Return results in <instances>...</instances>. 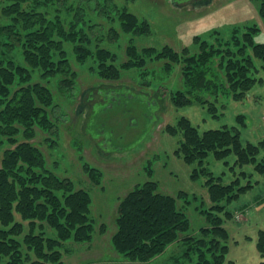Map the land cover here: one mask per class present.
Returning a JSON list of instances; mask_svg holds the SVG:
<instances>
[{
	"label": "trees",
	"instance_id": "trees-1",
	"mask_svg": "<svg viewBox=\"0 0 264 264\" xmlns=\"http://www.w3.org/2000/svg\"><path fill=\"white\" fill-rule=\"evenodd\" d=\"M198 1L205 4L212 0ZM89 5L72 0H0V138L8 144L0 162V264H64L61 258L67 242L84 244L95 235L90 194L84 189L76 190L70 178L48 168L44 153L30 142L37 130L47 135L55 133L50 111L54 100L51 80H57L62 95L74 90L77 74L69 52L78 64L92 63L91 73L106 81L95 87L97 90L92 89L99 100L91 101L92 97L96 99L91 93L89 106L101 100L102 89L112 96L118 94L123 86L118 82L122 71L141 69L139 76L147 80L154 73L147 65L165 60L162 67L166 74L162 78L168 80L178 65L181 78V86L170 92L171 105L180 108L196 104L217 118L215 100L220 91L241 101L261 81L256 77L255 61L262 62L260 71L264 74V43L253 41L257 29L252 24L244 31L233 28L232 38L227 40L218 31L208 37L211 44L194 39L199 46L193 52L167 45L140 49L129 41L124 49L126 57L119 61L113 43L120 34L149 35L150 24L112 0H104L101 6L97 2ZM260 5L264 13V0ZM89 7L95 17H104L109 24L106 37L112 44L93 42L91 30H96L95 26L104 28L97 18L93 22L86 16ZM114 12L118 16L111 14ZM16 51L20 61L13 56ZM215 57L226 71L224 83L214 68ZM34 74L42 82H35ZM152 83L148 81L146 86ZM11 87L16 89L13 93ZM84 103L81 110L86 108ZM237 119L245 125L243 116ZM164 131L180 137L173 154L187 165H194L190 178L205 177L210 206L206 207L202 200L195 206L205 226L190 233L185 212V206L190 204L187 193L180 191L172 196L161 192L158 182L152 179V169H147L149 179L135 185L118 201L112 247L124 261L136 264H154L171 247L176 249L162 264H224L229 235L223 220L232 217L226 206L253 186L250 180L242 184L241 180L249 177L242 167L252 165L264 176V155L260 156L264 153V139L257 144L243 143L239 130L227 126L201 132L186 117H180ZM209 155L224 164L233 155L230 169L238 166L240 171L223 183L221 176L215 177L204 166ZM83 165L92 183L99 184L101 171ZM99 228L102 232L103 225ZM256 248L264 257V230L259 231Z\"/></svg>",
	"mask_w": 264,
	"mask_h": 264
},
{
	"label": "rangeland",
	"instance_id": "rangeland-1",
	"mask_svg": "<svg viewBox=\"0 0 264 264\" xmlns=\"http://www.w3.org/2000/svg\"><path fill=\"white\" fill-rule=\"evenodd\" d=\"M72 1L87 5L97 2L100 5L104 0ZM112 1L150 24L149 35L120 34L117 42L113 43V51L118 53L119 61L126 57L124 49L129 41L140 49L152 46L159 49L167 45L175 50L187 48L193 52L199 46V43H194V39L211 44L208 37H211L213 31H218L227 40L232 38L233 28L244 31V27L251 24L257 29L253 41L264 43L261 0H212L205 4H200L198 0ZM86 13L93 22L97 18L100 26L106 29L103 33V29L95 26L96 30L90 33L94 37L93 42L109 44L106 37L109 24L105 18L95 17L90 7ZM111 14L118 16L116 12ZM69 53L71 66L77 74L74 90L62 95L58 91L57 80L49 83L54 98L50 111L55 133L47 135L37 130L36 137L30 140L44 153L48 168L59 176L70 178L76 190L84 189L91 196L94 238L84 244L67 242L61 259L64 264H136L124 261L111 244L119 199L135 185L148 180L145 171L152 169V179L158 182L161 192L172 196L180 191L187 193L190 204L185 206V212L191 224L190 233L195 234L200 227L205 226L203 216L195 210L201 200L206 207L210 206L204 187L205 177L196 180L190 178L194 165H187L173 154L180 137L170 136L164 129L176 124L180 117H186L201 132L223 126L235 127L243 143L257 144L264 139V74L260 71L263 64L255 61L258 68L256 77L261 81L253 85L243 100L235 101L230 93L220 91L215 100L219 116L212 118L205 108L196 104L180 108L171 105L170 92L181 86V78L179 65L171 72L170 78L167 77L168 80L162 78L166 74V69L162 67L165 60L147 65L149 71H154L150 77H146L147 80L139 76L141 69L122 71L118 82L123 83V86L117 90L118 94L112 96L107 89L99 90L101 100L89 106L90 94L96 97H92L91 101L99 100L95 87L106 81L91 73L89 66L92 63L78 64ZM19 54V51L12 54L17 61H20ZM213 60L216 73L224 83L226 71L221 68L218 57ZM32 78L35 82L41 81L36 79L39 77L35 74ZM148 81L153 83L146 86ZM11 88L13 93L16 89ZM84 102H87L86 108L81 110L80 106L83 107ZM238 116H243L244 126L239 124ZM50 137V141L46 140ZM7 147L6 141L0 138V162ZM234 159L233 155L229 156L228 164H224L209 155L204 166L215 177L221 176L223 183H228L240 171L238 166L233 171L230 169ZM84 163L101 171L103 175L99 184L94 185L89 179ZM241 169L249 176L241 180L242 184L250 180L253 186L226 206L232 217L223 220V227L229 235L224 264H259L264 260L256 248L259 231L264 230V176L255 172L252 165ZM193 196L197 199H192ZM15 216L20 220L18 215ZM102 225L103 230L100 232L99 227ZM173 248L153 263L167 262Z\"/></svg>",
	"mask_w": 264,
	"mask_h": 264
}]
</instances>
